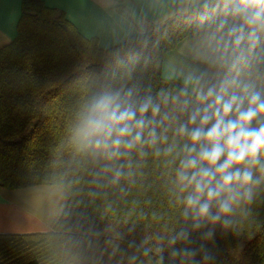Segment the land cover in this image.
I'll use <instances>...</instances> for the list:
<instances>
[{
    "label": "clouds",
    "instance_id": "obj_1",
    "mask_svg": "<svg viewBox=\"0 0 264 264\" xmlns=\"http://www.w3.org/2000/svg\"><path fill=\"white\" fill-rule=\"evenodd\" d=\"M89 10L98 66L21 189L41 264H221L264 205V0Z\"/></svg>",
    "mask_w": 264,
    "mask_h": 264
},
{
    "label": "trees",
    "instance_id": "obj_2",
    "mask_svg": "<svg viewBox=\"0 0 264 264\" xmlns=\"http://www.w3.org/2000/svg\"><path fill=\"white\" fill-rule=\"evenodd\" d=\"M99 59L97 39L84 37L63 12L41 0L22 1L16 35L0 48V188L22 189L43 167L62 132L77 81ZM147 196L159 207L153 191ZM147 224L142 222L138 233ZM217 243L221 264H264V205L237 233ZM41 256L37 236L0 233V264H41Z\"/></svg>",
    "mask_w": 264,
    "mask_h": 264
},
{
    "label": "crops",
    "instance_id": "obj_3",
    "mask_svg": "<svg viewBox=\"0 0 264 264\" xmlns=\"http://www.w3.org/2000/svg\"><path fill=\"white\" fill-rule=\"evenodd\" d=\"M23 0H0V48L9 44L16 35ZM48 7L64 13L77 30L87 38L94 35L98 21L89 10L90 0H41ZM27 204L21 189L0 188V233H32L27 216Z\"/></svg>",
    "mask_w": 264,
    "mask_h": 264
}]
</instances>
